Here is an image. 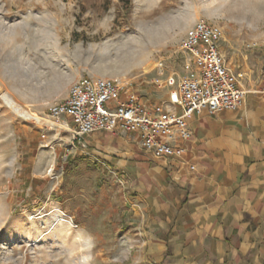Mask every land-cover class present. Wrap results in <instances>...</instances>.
Returning <instances> with one entry per match:
<instances>
[{"label": "rangeland", "instance_id": "obj_1", "mask_svg": "<svg viewBox=\"0 0 264 264\" xmlns=\"http://www.w3.org/2000/svg\"><path fill=\"white\" fill-rule=\"evenodd\" d=\"M198 19L220 27L239 80L264 75V0H0V264H129L127 184L71 150L48 109L83 77L159 103L154 81L183 76Z\"/></svg>", "mask_w": 264, "mask_h": 264}, {"label": "crops", "instance_id": "obj_2", "mask_svg": "<svg viewBox=\"0 0 264 264\" xmlns=\"http://www.w3.org/2000/svg\"><path fill=\"white\" fill-rule=\"evenodd\" d=\"M226 62L236 73L237 61ZM239 82L248 90L241 107L187 119L188 138L171 143L180 156L155 158L123 131L70 143L127 184L129 264H264V75ZM158 89L156 104L129 91L180 114ZM62 122L70 134L72 120Z\"/></svg>", "mask_w": 264, "mask_h": 264}, {"label": "built area", "instance_id": "obj_3", "mask_svg": "<svg viewBox=\"0 0 264 264\" xmlns=\"http://www.w3.org/2000/svg\"><path fill=\"white\" fill-rule=\"evenodd\" d=\"M222 35L217 25L204 19L194 21L178 48L184 55L185 76L170 73L164 80L154 81L158 88L168 89L167 101L179 108L180 114L163 105H143L120 80L83 77L49 107L48 116L53 121L72 120V144L98 132L123 131L138 135L141 146L155 158L180 156L182 151L171 143L177 137L188 138V118L203 111L215 115L238 109L248 92L227 65L221 51ZM256 93L264 95V88Z\"/></svg>", "mask_w": 264, "mask_h": 264}, {"label": "bare ground", "instance_id": "obj_4", "mask_svg": "<svg viewBox=\"0 0 264 264\" xmlns=\"http://www.w3.org/2000/svg\"><path fill=\"white\" fill-rule=\"evenodd\" d=\"M131 49V48H130ZM3 99L4 101L19 115H21L22 117H26L28 119H31L33 121H35L36 123H40L41 121V117L35 114H32L30 112H27L26 110H24L20 105H18L14 100H12L9 96H7L6 94H3ZM58 210V209H56ZM59 211V210H58ZM62 216V215H61ZM55 221H57L55 219ZM58 221L62 222L64 221L63 219H59ZM54 223V221H53ZM52 226V223L50 225V227Z\"/></svg>", "mask_w": 264, "mask_h": 264}]
</instances>
